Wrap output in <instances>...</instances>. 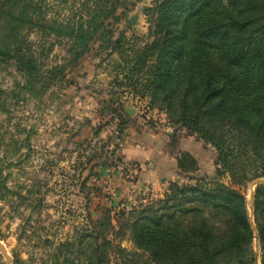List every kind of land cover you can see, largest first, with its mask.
<instances>
[{
	"label": "rangeland",
	"instance_id": "obj_1",
	"mask_svg": "<svg viewBox=\"0 0 264 264\" xmlns=\"http://www.w3.org/2000/svg\"><path fill=\"white\" fill-rule=\"evenodd\" d=\"M111 1H20L31 10L12 25L19 26L22 53L31 55L39 73L28 82L12 62L0 60V246L9 259L0 252V264H55L65 256L67 264H97V223L104 214L113 226L107 235L110 264H155L121 223L132 218L128 212L156 207L170 183L200 182L244 196L253 231L250 249L254 264H261L253 195L264 177H251L254 166L244 161L248 179L231 181L212 146L170 125L165 112L127 85L134 52L150 39L147 9L157 0H119L104 19L111 40L120 32L125 37L121 53L98 34L86 50L85 39H75L81 20ZM67 25L73 36L63 29ZM147 148L156 158L128 156ZM177 151L183 169L162 175L161 160Z\"/></svg>",
	"mask_w": 264,
	"mask_h": 264
},
{
	"label": "trees",
	"instance_id": "obj_2",
	"mask_svg": "<svg viewBox=\"0 0 264 264\" xmlns=\"http://www.w3.org/2000/svg\"><path fill=\"white\" fill-rule=\"evenodd\" d=\"M20 1L0 0V60L12 62L32 82L39 69L30 54L22 53L19 26L12 25H19L22 11L31 10L30 3ZM118 1L100 4L81 20L75 39H85L82 50L98 34L113 51H124L123 34L111 40L104 24ZM147 10L150 39L135 50L127 85L165 112L170 125L184 127L212 146L231 181L248 179L251 171L244 161L254 166L251 177H264V0H157ZM26 18L31 21L29 14ZM63 29L68 32L69 25ZM178 156L176 168L181 170ZM153 205L128 212L132 218L121 224L155 264H254L253 231L238 191L220 184L170 183ZM253 210L264 264V184L254 192ZM97 225L100 232H92L100 244L94 262L110 264V215L104 214ZM65 257L55 264H67Z\"/></svg>",
	"mask_w": 264,
	"mask_h": 264
},
{
	"label": "crops",
	"instance_id": "obj_3",
	"mask_svg": "<svg viewBox=\"0 0 264 264\" xmlns=\"http://www.w3.org/2000/svg\"><path fill=\"white\" fill-rule=\"evenodd\" d=\"M155 148H157V147H155ZM151 149L154 150V147L152 146ZM151 149H148V148L146 150L138 149V151L136 150V152L133 154L129 153L128 156H129V158H133V160H142V161H145L147 159L152 160L153 158H156V154ZM178 155H179V151H177L174 156H172L170 158L166 157L167 159L161 160L160 166L162 169V173H161L162 175L166 176V174L168 175L170 173L176 172V170H177L176 158ZM163 162H166V163H163ZM155 173H156V171L152 169V171L148 177L151 179V181H152V179H155V177H156Z\"/></svg>",
	"mask_w": 264,
	"mask_h": 264
},
{
	"label": "water",
	"instance_id": "obj_4",
	"mask_svg": "<svg viewBox=\"0 0 264 264\" xmlns=\"http://www.w3.org/2000/svg\"><path fill=\"white\" fill-rule=\"evenodd\" d=\"M0 252L4 255L5 259H7V260L9 261L8 257H7L6 254L4 253V250L2 249L1 246H0Z\"/></svg>",
	"mask_w": 264,
	"mask_h": 264
}]
</instances>
